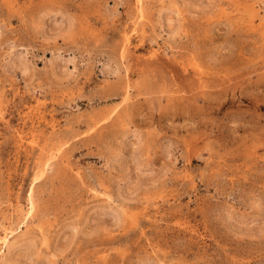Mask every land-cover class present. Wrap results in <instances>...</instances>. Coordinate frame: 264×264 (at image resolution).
<instances>
[{
	"label": "rangeland",
	"instance_id": "1",
	"mask_svg": "<svg viewBox=\"0 0 264 264\" xmlns=\"http://www.w3.org/2000/svg\"><path fill=\"white\" fill-rule=\"evenodd\" d=\"M0 264H264V0H0Z\"/></svg>",
	"mask_w": 264,
	"mask_h": 264
}]
</instances>
